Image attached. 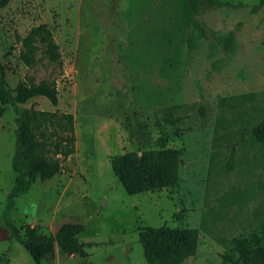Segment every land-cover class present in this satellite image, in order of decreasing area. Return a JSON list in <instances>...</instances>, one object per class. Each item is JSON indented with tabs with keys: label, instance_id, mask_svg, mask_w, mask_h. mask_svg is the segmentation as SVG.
Masks as SVG:
<instances>
[{
	"label": "rangeland",
	"instance_id": "rangeland-1",
	"mask_svg": "<svg viewBox=\"0 0 264 264\" xmlns=\"http://www.w3.org/2000/svg\"><path fill=\"white\" fill-rule=\"evenodd\" d=\"M42 24L61 68L20 60L22 40ZM0 60L12 89L57 85L58 106L37 97L20 108L73 116L74 154L19 196L10 218L22 236L80 223L89 257L58 251L43 264H149L141 234L160 228L199 231L182 264H243L233 240L264 225V0H13L0 9ZM227 97L238 99L222 106ZM16 120L6 107L0 264H36L2 220L17 177ZM165 150L179 154L178 183L130 195L113 161Z\"/></svg>",
	"mask_w": 264,
	"mask_h": 264
},
{
	"label": "trees",
	"instance_id": "trees-1",
	"mask_svg": "<svg viewBox=\"0 0 264 264\" xmlns=\"http://www.w3.org/2000/svg\"><path fill=\"white\" fill-rule=\"evenodd\" d=\"M12 1L0 0V9ZM39 53L43 56L40 59ZM41 59L60 68L63 66L59 45L45 24L33 28L22 40L20 52V60L29 68L36 67ZM37 97H45L53 106H58L59 91L56 83L48 80L39 84L20 82L12 89L6 81L0 60V120L8 106L14 107L17 114L16 148L12 161L17 177L2 216L9 231L8 241L20 243L36 264L53 259L58 251L87 260L89 255L86 246L79 240L84 225L65 223L55 235H46L35 227L27 226L22 236V230L10 218L16 199L26 195L36 181L45 182L58 175L63 170V163L75 152L76 139L71 114L59 115L20 108V105H26ZM237 99L223 98L220 104L231 105ZM256 133L264 139V124L256 129ZM58 156H62V159ZM178 167L179 154L173 150L144 152L142 156L128 154L113 161V171L130 195L174 187L179 180ZM198 240L197 229L160 228L149 229L141 234L149 264H182L196 255ZM233 244L243 264H260L259 260L264 259V225L248 238L233 240ZM86 264L91 263L86 261Z\"/></svg>",
	"mask_w": 264,
	"mask_h": 264
}]
</instances>
